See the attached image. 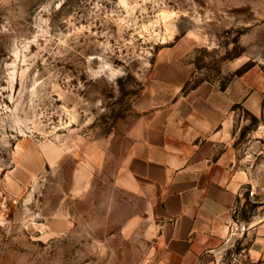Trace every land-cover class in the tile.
<instances>
[{
	"label": "rangeland",
	"instance_id": "rangeland-1",
	"mask_svg": "<svg viewBox=\"0 0 264 264\" xmlns=\"http://www.w3.org/2000/svg\"><path fill=\"white\" fill-rule=\"evenodd\" d=\"M166 52L219 86L242 63L264 77V0H0V264H144L151 202L121 135ZM240 142L234 233L264 217V101Z\"/></svg>",
	"mask_w": 264,
	"mask_h": 264
},
{
	"label": "crops",
	"instance_id": "crops-1",
	"mask_svg": "<svg viewBox=\"0 0 264 264\" xmlns=\"http://www.w3.org/2000/svg\"><path fill=\"white\" fill-rule=\"evenodd\" d=\"M180 56L158 59L121 135V171L151 202L144 264H264V217L231 232L252 193L240 141L260 120L264 77L250 68L221 87Z\"/></svg>",
	"mask_w": 264,
	"mask_h": 264
},
{
	"label": "trees",
	"instance_id": "trees-1",
	"mask_svg": "<svg viewBox=\"0 0 264 264\" xmlns=\"http://www.w3.org/2000/svg\"><path fill=\"white\" fill-rule=\"evenodd\" d=\"M196 64H197V63H196ZM198 68H200V66H198ZM243 70H244V69L241 67V68L237 69V70L234 72V74L239 75ZM228 79H229V78L226 79V81L221 85V87H224V85L227 83Z\"/></svg>",
	"mask_w": 264,
	"mask_h": 264
}]
</instances>
